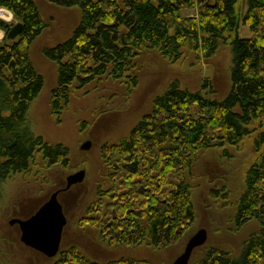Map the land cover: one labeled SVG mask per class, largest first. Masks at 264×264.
<instances>
[{
    "label": "trees",
    "instance_id": "trees-1",
    "mask_svg": "<svg viewBox=\"0 0 264 264\" xmlns=\"http://www.w3.org/2000/svg\"><path fill=\"white\" fill-rule=\"evenodd\" d=\"M48 1L81 12L72 36L45 52L58 66L51 95L55 116L67 109L79 90L93 83L112 80L136 88L138 59L144 52L155 51L174 65L190 55L208 60L222 46L230 48L231 89L225 98L209 96V79L201 91L174 80L155 97L151 112L127 138L103 146L110 185L99 188L100 199L94 204L101 207L92 206L89 214L104 208L105 198L113 195L117 159L125 165L121 168L125 177L130 175L122 185L124 191L130 189L144 209L119 237L129 239L124 244L134 247L147 241L154 250L175 245L196 224L194 186L189 179L197 158L226 144L242 146L258 135L234 221L239 228L257 221L260 229L237 255L208 248L196 264H264V0ZM0 10L11 12L15 20L12 25L0 20L6 33L0 41L1 198L10 179L66 165L70 152L62 144L47 143L30 121L31 106L45 84L31 58L33 44L47 29L39 6L35 0H0ZM17 23L23 27L18 38L10 41L7 35ZM241 24L253 33L251 38L239 36ZM140 182L147 188L146 195L138 190ZM213 193L216 199L220 192ZM71 255L81 260L76 250Z\"/></svg>",
    "mask_w": 264,
    "mask_h": 264
},
{
    "label": "rangeland",
    "instance_id": "rangeland-1",
    "mask_svg": "<svg viewBox=\"0 0 264 264\" xmlns=\"http://www.w3.org/2000/svg\"><path fill=\"white\" fill-rule=\"evenodd\" d=\"M35 2L47 23V29L33 44L31 58L45 84L42 93L31 106L30 121L38 136L43 137L50 145H64L69 149L70 155L66 165L60 164L49 171L40 172L35 169L31 173L10 179L4 185L0 198V264H48L36 253L22 246L9 221L18 216L21 208L26 210L27 215L33 214L55 189L66 184L67 178L79 171H85L86 177L82 185L72 191L74 200L67 210L70 225L64 243L75 241L77 244L88 242L94 245L90 240L96 237V228L91 226L94 230H80L77 225L84 222V217L92 206L101 207L94 204L100 199L97 192L99 188L110 185L107 166L102 159V148L110 143L118 145L127 138L141 118L151 112L155 97L162 94L172 81L179 80L183 86L201 91L205 80L209 79L211 88L207 87L206 91L210 92L211 98L216 99L225 98L231 89L232 54L229 47L222 46L208 60L203 56L201 60H196L190 55L174 65L157 52L148 51L138 59L136 88L112 80L93 83L79 90L67 109L55 116L51 108V95L57 84L58 66L46 58L45 52L72 36L80 23L81 12L79 8L58 7L48 0ZM0 20L9 22L8 25L15 23L13 15L8 11L7 16L0 17ZM239 36L248 39L253 33L241 24ZM254 138L258 140L259 136L247 140L239 147L229 144L215 147L197 158L189 179L194 186L197 220L180 242L162 250H154L147 242L135 249L119 250L109 247L108 250L129 256L127 258L138 264H173L184 252L189 239L199 230L205 229L208 232V242L194 253L191 264L201 260L208 248H220L237 255L245 241L260 229L257 221L240 228L234 221L235 204L244 191L245 175L255 156ZM87 141L92 142V147L87 151L81 150ZM123 190L124 187L120 186L119 191ZM113 191L117 192V189L114 187ZM213 191L220 192L216 199L213 198ZM108 197L105 198L107 205L99 209L102 212H111L112 200ZM144 199L147 202V196ZM98 244L99 242L94 246L98 247ZM95 251L96 249L89 250L90 253L87 254L99 255Z\"/></svg>",
    "mask_w": 264,
    "mask_h": 264
},
{
    "label": "flooded vegetation",
    "instance_id": "flooded-vegetation-1",
    "mask_svg": "<svg viewBox=\"0 0 264 264\" xmlns=\"http://www.w3.org/2000/svg\"><path fill=\"white\" fill-rule=\"evenodd\" d=\"M115 161L116 163L114 167L116 168L115 171L116 175L114 177V182H115L114 187L115 189H117V192L115 191L112 196L108 197L110 200H112L110 207L111 212H102L99 211V209H95V211L89 214V212L87 211L86 216L84 217L83 220L84 222L77 225V228L80 230H84V228L89 230L90 229L94 230V228H92L91 226L96 228V230L98 231L96 237L93 238L94 240H92L91 238L90 242L94 245H97V242H99L98 244L99 248L97 246L91 245L88 242H84L83 244L81 243L82 245L74 243L75 241H70L67 244L64 243L65 236L68 233V229L70 225V219L67 210L73 204V200H74L71 194L73 189L80 187L82 183L74 185L71 188H67V183L62 184V186L55 189L51 194L53 195L56 192L58 193L59 202L63 206L64 213L68 221L66 227L64 228L59 254L54 258H49L42 252L25 245L22 242V234H23L22 229L20 227V224L18 223L19 221L28 220L33 215H35L40 210V208L49 201L51 195L50 197L47 198V200L43 203V205L40 206L38 210L35 211L33 214L27 215L26 210L21 208L22 213L19 212L18 216L14 217L9 221V225L12 231L14 232V235L18 237L22 246H24L25 249L36 253L38 256L44 259V261H46L48 264H130V262L134 263V260L127 258L129 256L120 254V252L118 251L115 252V250L114 251L111 249L108 250L109 247H112V249L119 248V250L120 249L124 250L126 248L127 249L138 248L124 244L129 239L125 240V238L119 237L118 234H123L125 230L131 225L132 220L140 216L144 211V209L142 208L143 205L142 203L138 202L136 204L135 202L136 198L132 197L130 189L125 191L123 190V192L119 191V187L122 186L125 182H128L130 180L129 179L130 175H128L126 178L125 171L121 169L122 167H125V165H120L119 160L117 159ZM130 183L135 184L134 181H131ZM143 184H144L143 182H140L138 184L139 186L138 190L143 194H146L147 188L144 187ZM114 229L117 230V234L115 233ZM131 231L134 232V230ZM69 234L74 235L72 232H69ZM114 240H117V242L113 243ZM92 249H96L95 252H99V255H95V254L88 255L87 253H90L88 251ZM75 250L80 255L81 260L79 262H77L74 256L71 255V253Z\"/></svg>",
    "mask_w": 264,
    "mask_h": 264
},
{
    "label": "water",
    "instance_id": "water-1",
    "mask_svg": "<svg viewBox=\"0 0 264 264\" xmlns=\"http://www.w3.org/2000/svg\"><path fill=\"white\" fill-rule=\"evenodd\" d=\"M22 23H17L11 27L7 37L10 41L18 38ZM92 142L87 141L81 147V150H90ZM86 177L85 171H79L67 178V188L84 182ZM67 217L64 213L62 204L59 202L58 193L51 195L49 201L44 204L40 210L31 218L25 221H19L22 229V242L34 248L49 258L58 255L64 228L67 225ZM208 242V232L205 229L199 230L194 234L186 244L184 252L173 264H190L194 253L202 248Z\"/></svg>",
    "mask_w": 264,
    "mask_h": 264
},
{
    "label": "bare ground",
    "instance_id": "bare-ground-1",
    "mask_svg": "<svg viewBox=\"0 0 264 264\" xmlns=\"http://www.w3.org/2000/svg\"><path fill=\"white\" fill-rule=\"evenodd\" d=\"M2 14H3V16L5 15V16H7V11H2ZM12 15V14H11ZM3 34L0 32V36H2Z\"/></svg>",
    "mask_w": 264,
    "mask_h": 264
},
{
    "label": "built area",
    "instance_id": "built-area-1",
    "mask_svg": "<svg viewBox=\"0 0 264 264\" xmlns=\"http://www.w3.org/2000/svg\"><path fill=\"white\" fill-rule=\"evenodd\" d=\"M0 17H3V15H2V11H0ZM2 37V36H1ZM1 37H0V39H1Z\"/></svg>",
    "mask_w": 264,
    "mask_h": 264
}]
</instances>
